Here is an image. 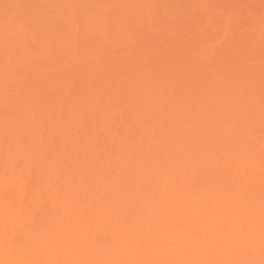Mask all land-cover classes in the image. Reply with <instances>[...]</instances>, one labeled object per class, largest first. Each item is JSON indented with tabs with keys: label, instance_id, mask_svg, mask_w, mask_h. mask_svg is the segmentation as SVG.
Returning a JSON list of instances; mask_svg holds the SVG:
<instances>
[{
	"label": "bare ground",
	"instance_id": "6f19581e",
	"mask_svg": "<svg viewBox=\"0 0 264 264\" xmlns=\"http://www.w3.org/2000/svg\"><path fill=\"white\" fill-rule=\"evenodd\" d=\"M0 264H264V0H0Z\"/></svg>",
	"mask_w": 264,
	"mask_h": 264
}]
</instances>
